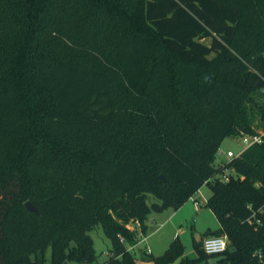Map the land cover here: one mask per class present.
<instances>
[{"label":"trees","instance_id":"trees-1","mask_svg":"<svg viewBox=\"0 0 264 264\" xmlns=\"http://www.w3.org/2000/svg\"><path fill=\"white\" fill-rule=\"evenodd\" d=\"M263 75L264 0H0V264L93 262L97 225L103 264H264V140L215 165L264 130ZM204 184L220 227L197 257L136 256Z\"/></svg>","mask_w":264,"mask_h":264},{"label":"rangeland","instance_id":"rangeland-1","mask_svg":"<svg viewBox=\"0 0 264 264\" xmlns=\"http://www.w3.org/2000/svg\"><path fill=\"white\" fill-rule=\"evenodd\" d=\"M204 41L210 44L211 38L209 37L205 38ZM255 121L256 123L259 122L260 121L259 117H257ZM242 147H243V142H242L241 135H232V136L226 137L221 145V148L219 149V152L217 153L215 165L219 166L224 161L229 160V157L227 156V151L229 148L237 152ZM211 194H212V190L208 184H204L200 188V192L198 194L199 202H200V210H201L200 212H203V211L204 212L199 218L197 217L198 214L194 210V202L192 199H189L184 204V207L181 210V213H183L184 217L186 216L185 218H187V221L184 222L185 224L183 226V228L186 229L187 232L183 234L181 238L186 243L185 256H189V257L195 256L192 232L196 235L197 239H201L202 235H201V231H199L200 227L209 226L210 224H212L213 219L217 218L214 212L206 205V199ZM172 211L173 209H167L163 212L161 216L162 217L166 216ZM153 213H160V212H153ZM159 225L160 223L158 222L157 226ZM168 228H169L168 225L161 228L160 232H158L151 240H149V244L151 248L153 249V253L152 252H149V253H151L152 255L162 254L163 251H161V248L159 246L157 245L155 246V243H156V240H159V237L162 233H166V231H168ZM90 233L93 237V241H94V245H95L98 257H97V260L93 262H89V263H84V264H103L109 258L110 249H111V241L109 237L106 235L101 225H97L93 230H91ZM141 238H143V236ZM144 250H147L145 243L136 246L133 252L136 254V256L142 259L143 255L145 254ZM209 261H210L209 264H218L217 262L218 256L211 257ZM69 264H81V263L73 261V262H69ZM201 264H207V263L203 261L201 262Z\"/></svg>","mask_w":264,"mask_h":264},{"label":"crops","instance_id":"crops-1","mask_svg":"<svg viewBox=\"0 0 264 264\" xmlns=\"http://www.w3.org/2000/svg\"><path fill=\"white\" fill-rule=\"evenodd\" d=\"M231 149V148H229ZM228 149V150H229ZM200 190L195 193V195L190 198L193 200L194 202V210L195 212L198 214V218L203 214V212H200V202H199V197H198V194H199ZM208 199V198H207ZM207 199H206V202H207ZM196 203H198L199 207L198 209L196 208ZM184 207V205L182 207H180L179 209L177 210H173L171 213H169L168 215L166 216H161L163 214V212H160V213H152L150 215V219H149V231L146 235H143V238H141L138 242L137 245L133 246V249H135L136 246L138 245H141V244H146V248H150L151 251L153 253V249L151 248L150 244H149V240H151L158 232H160L161 228L165 227L166 225H168V231H166V233H162L159 237V240H156V243H155V246H159L161 248V251L162 254L165 252V250L169 247V245L171 244V242L175 239V238H179L181 239L182 238V235L185 234L187 232L186 229L183 228L184 226V222L187 221V218L184 217V214L181 213V210L182 208ZM158 222L160 223L159 226L158 225ZM157 226V227H156ZM220 227V222L219 220L216 219H213L212 221V224H210L209 226L205 227H200V230L201 231V235L206 232L207 230H217L218 228ZM198 231V230H196ZM165 235V236H163ZM196 237V235L192 232V237ZM205 238V237H203ZM155 241V240H153ZM181 241L184 243L185 245V248H186V243L184 242V240L181 239ZM195 250V248H194ZM145 251V250H144ZM161 255V254H159ZM159 255H155V256H159ZM189 257V256H188ZM197 257V253H196V250H195V256L194 257H189V258H196ZM210 261L207 263L209 264ZM201 264V263H200Z\"/></svg>","mask_w":264,"mask_h":264},{"label":"built area","instance_id":"built-area-1","mask_svg":"<svg viewBox=\"0 0 264 264\" xmlns=\"http://www.w3.org/2000/svg\"><path fill=\"white\" fill-rule=\"evenodd\" d=\"M243 147L239 151H234L232 149H229L227 151V156L229 159L233 157H237L241 155L248 147L260 143L264 140V130H258L255 133H245L242 132L241 134ZM223 180H228L229 176L227 173H224L222 175ZM199 205L196 203V208L198 209ZM137 226H139V223H137ZM130 229H134L135 225L130 224L128 225ZM204 249L206 253L208 254H219L224 252L227 249L228 246V236L227 235H211L204 238L203 241ZM130 249H133L131 247ZM147 251L150 252L151 249L147 248ZM110 255V254H109Z\"/></svg>","mask_w":264,"mask_h":264},{"label":"water","instance_id":"water-1","mask_svg":"<svg viewBox=\"0 0 264 264\" xmlns=\"http://www.w3.org/2000/svg\"><path fill=\"white\" fill-rule=\"evenodd\" d=\"M263 86H264V75H263V78H262L260 84L258 85V87H263ZM161 177L164 179V176H163V175H162ZM25 205H26V207H27L29 210L34 211V212H36V213L38 212L37 207H36L31 201H27V202L25 203ZM65 264H68V263L65 262Z\"/></svg>","mask_w":264,"mask_h":264}]
</instances>
